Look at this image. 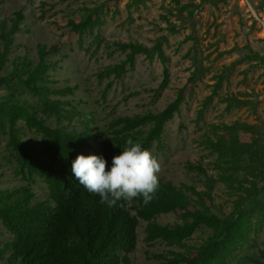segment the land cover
Here are the masks:
<instances>
[{"label":"trees","instance_id":"obj_1","mask_svg":"<svg viewBox=\"0 0 264 264\" xmlns=\"http://www.w3.org/2000/svg\"><path fill=\"white\" fill-rule=\"evenodd\" d=\"M225 1L200 0V3L216 7ZM172 2L176 18L193 30L194 26H190L192 6L180 4L179 0ZM143 3V0H131L127 9ZM166 12L172 15L171 9ZM163 19L167 22L165 17ZM23 21L22 12L18 11L0 24V89L5 90L0 95V137L6 138L5 147L13 158V174L21 183L13 188L0 187V224L11 237L0 249V261L6 259L5 264H131L130 256L137 247V228L139 222H143L146 245L159 241L181 250L150 256L158 264H264L260 260L264 259V252L258 250L255 243L264 230V150L254 144L261 141L263 129L256 124L236 121L219 127L222 133H216L213 139L206 136L204 143L215 157L212 168L216 175H207L201 165H187V170L204 179L203 190L176 186L159 178V189L149 204L136 198L108 207L75 179L71 173L72 160L78 154H93L92 141L98 144L97 155H102L109 167L112 156L119 154L129 138L140 143L143 149L150 151L156 143L157 150H161L164 127L179 114L185 90H179L175 100L157 113L148 111L111 120L106 138L90 127L91 120L85 119L83 128L78 130L71 122L85 115L77 112L76 107L68 110L67 103L61 101L73 96L77 87H49V74L58 68V63L51 62L49 57L58 54L57 46H38L36 64L27 57L8 59ZM168 24L170 34H175L174 25ZM102 25L99 8H85L78 22H67L69 31L79 37L99 31ZM165 42L163 37L151 48L137 42L110 43L114 52L125 58L96 73L98 83L110 77L119 80L126 73V67L133 68L135 57L143 55L148 61L156 58L163 66L159 90L166 89L169 59L162 49ZM101 43L97 34L91 42L95 44L93 54L99 51ZM247 60L264 67L263 58L253 52ZM194 64L188 79L192 84L208 71L198 60ZM235 65L224 68L216 77L211 95L198 112L199 119L226 80L225 72ZM111 86L112 82L106 84L101 94L103 98ZM24 94L35 102H28L22 97ZM221 103L225 104L226 112L257 105L236 97L225 98ZM22 129L38 135L43 148L36 150L29 140H23ZM246 134L251 141L242 140L241 135ZM2 179L0 174V183ZM35 179L47 190L43 199L33 190ZM216 184H221L233 199L228 212L222 205L214 204L212 192ZM169 214H178L179 223L161 225L156 222L158 217ZM200 229L207 232L206 238L194 246L187 245ZM240 252L242 255L237 256Z\"/></svg>","mask_w":264,"mask_h":264},{"label":"rangeland","instance_id":"obj_2","mask_svg":"<svg viewBox=\"0 0 264 264\" xmlns=\"http://www.w3.org/2000/svg\"><path fill=\"white\" fill-rule=\"evenodd\" d=\"M130 1L0 0V24L13 18L18 11L24 16L8 59L11 61L27 57L36 64L38 46H57L58 54L49 57L51 62L58 63L57 70L49 74V87L76 86L77 91L73 96L61 99L67 103L68 110L76 107L77 112L85 115L75 117L71 125L81 130L85 119L91 120L90 127L105 138L111 120L148 111L157 113L173 102L179 90L184 88V101L180 105L179 114L164 127L161 150H157L156 143H153L150 152L161 164L159 178L176 186H193L198 191L203 190L204 179L187 170V165H201L207 175H216L212 168L215 157L204 143L206 136L213 139L216 133H222L219 127L236 121L259 125L264 133V67L247 60L250 52L264 60V0H226L216 7L201 4L200 0H179L180 4L192 6L193 14L189 23L191 27L194 26L193 30L186 24L182 25L176 18L172 0H143L144 3L138 7L127 9ZM85 8H99V18L103 25L99 31L94 30L92 34L79 37L69 31L67 22H78ZM167 9L172 10V15L166 12ZM169 22L177 30L173 35L168 31ZM97 34L102 43L99 51L93 54L95 44L91 45V42ZM163 37L167 42L162 44V49L169 59L166 89L159 90L163 80V66L156 58L148 61L143 55L135 57L133 68L126 67V73L119 80L110 77L98 83L96 73L125 58L123 54L114 52V46L110 43L137 42L151 48L157 41H162ZM197 60L208 71L192 84L188 79ZM239 61L240 64L236 63ZM234 63L235 67L225 72L226 80L203 109L199 119L198 112L211 95L216 77ZM8 68H11L9 64ZM109 82H112V86L103 98L101 94ZM4 91L0 89V95ZM130 94L136 95L131 97ZM22 97L30 103L35 102L28 94ZM229 97L247 99L257 105L226 112L225 104L221 102ZM22 136L36 150L43 148L38 135L22 129ZM241 137L246 142L252 140L248 134ZM260 137L261 141H254V144L264 150V136ZM5 144L6 138L0 137V174L3 177L0 187L13 188L21 183L14 177L13 158ZM91 144L93 154L97 155L98 144L93 141ZM35 182L33 190L37 197L45 198V186L37 179ZM212 197L216 206L222 205L225 212L230 210L233 199L221 184L214 186ZM156 222L161 225L179 223L178 214L160 216ZM144 226L143 222H139L137 247L130 256L131 264H158L150 256L181 251L159 241L151 246L146 245L143 241ZM206 236L207 232L200 229L187 245L191 247L199 244ZM10 238L0 224V249ZM255 243L256 248L264 252V230L257 236ZM240 255L242 252L237 256ZM5 261H0V264H5Z\"/></svg>","mask_w":264,"mask_h":264},{"label":"clouds","instance_id":"obj_3","mask_svg":"<svg viewBox=\"0 0 264 264\" xmlns=\"http://www.w3.org/2000/svg\"><path fill=\"white\" fill-rule=\"evenodd\" d=\"M160 172L157 158L131 138L112 156L110 167L102 155L95 154H78L71 162V173L79 184L108 207L136 198L149 204L159 189Z\"/></svg>","mask_w":264,"mask_h":264}]
</instances>
